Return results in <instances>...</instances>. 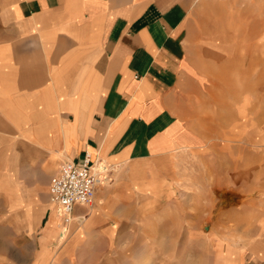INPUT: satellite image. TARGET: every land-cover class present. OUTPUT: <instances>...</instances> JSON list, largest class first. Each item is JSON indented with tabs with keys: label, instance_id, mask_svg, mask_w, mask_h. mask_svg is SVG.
Returning a JSON list of instances; mask_svg holds the SVG:
<instances>
[{
	"label": "crops",
	"instance_id": "crops-1",
	"mask_svg": "<svg viewBox=\"0 0 264 264\" xmlns=\"http://www.w3.org/2000/svg\"><path fill=\"white\" fill-rule=\"evenodd\" d=\"M195 1L0 0V264H130L113 249L127 247L115 233L129 230L131 206L179 215L172 176L209 149L188 53ZM84 155L98 173L93 200L62 225L49 179ZM220 216L240 229V211ZM175 221L159 220L160 239L142 243L178 247ZM252 228L230 261L193 264H264V223Z\"/></svg>",
	"mask_w": 264,
	"mask_h": 264
},
{
	"label": "rangeland",
	"instance_id": "rangeland-1",
	"mask_svg": "<svg viewBox=\"0 0 264 264\" xmlns=\"http://www.w3.org/2000/svg\"><path fill=\"white\" fill-rule=\"evenodd\" d=\"M189 21L188 53L201 79L197 111L209 149L199 157H184L178 175L172 176L182 208L177 217L150 214L156 206L150 200L131 206L129 230L115 233L127 247L113 249L130 264H169L172 259L193 264L207 257L213 262L214 256L230 261L259 234L253 224L264 223V0H196ZM48 202L54 205L49 192ZM229 210L241 212L237 231L233 216H220ZM161 219L176 220L178 247L142 243L160 239L155 226ZM204 238L239 247L180 246L184 241L198 245Z\"/></svg>",
	"mask_w": 264,
	"mask_h": 264
},
{
	"label": "built area",
	"instance_id": "built-area-1",
	"mask_svg": "<svg viewBox=\"0 0 264 264\" xmlns=\"http://www.w3.org/2000/svg\"><path fill=\"white\" fill-rule=\"evenodd\" d=\"M97 182L98 177L91 168L88 155H84L79 163L64 161L60 164L50 178L48 192L62 224L70 222L74 205L91 204Z\"/></svg>",
	"mask_w": 264,
	"mask_h": 264
},
{
	"label": "bare ground",
	"instance_id": "bare-ground-1",
	"mask_svg": "<svg viewBox=\"0 0 264 264\" xmlns=\"http://www.w3.org/2000/svg\"><path fill=\"white\" fill-rule=\"evenodd\" d=\"M93 170H94V168H93V166L91 167ZM95 171V170H94ZM95 173L97 174V176H98V173L95 171Z\"/></svg>",
	"mask_w": 264,
	"mask_h": 264
}]
</instances>
